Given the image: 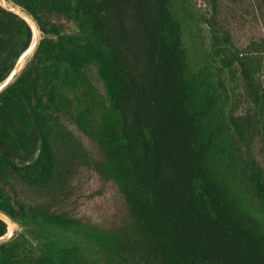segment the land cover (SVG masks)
<instances>
[{
    "label": "trees",
    "instance_id": "1",
    "mask_svg": "<svg viewBox=\"0 0 264 264\" xmlns=\"http://www.w3.org/2000/svg\"><path fill=\"white\" fill-rule=\"evenodd\" d=\"M9 1L0 84L36 49L0 91V213L51 244L0 264H264V0H207L194 58L172 0ZM109 187L102 224L79 204Z\"/></svg>",
    "mask_w": 264,
    "mask_h": 264
},
{
    "label": "rangeland",
    "instance_id": "2",
    "mask_svg": "<svg viewBox=\"0 0 264 264\" xmlns=\"http://www.w3.org/2000/svg\"><path fill=\"white\" fill-rule=\"evenodd\" d=\"M0 3L8 7L15 5L9 0H0ZM171 7L176 16L183 23L185 43L190 54L192 55V58H194V55L198 49L205 50V48L210 46V30L205 18L210 16L211 6L207 0H172ZM225 13H229V10H226ZM244 30L245 29H243V27L240 25L238 28V34H240L241 37L245 36ZM263 30L264 29H262V31ZM34 45L35 41L24 54L19 67L13 72V76L0 87V91L16 78L24 65L33 57L34 51L36 49V47L33 49ZM24 62L25 64L23 65ZM79 205L81 212L91 215L93 220L102 224H112L118 222L123 216V204L121 200L118 199L116 190L113 187H109L104 196L98 197L90 202L81 203ZM0 215L2 217H6L1 213ZM6 218L9 219L8 217ZM10 221L13 224L12 230L10 233H8V237L0 238V243L8 240L12 236L24 235L32 242L36 252L39 254L45 251L51 244L50 237L39 223L35 221H26L15 222L14 224L12 220Z\"/></svg>",
    "mask_w": 264,
    "mask_h": 264
},
{
    "label": "bare ground",
    "instance_id": "3",
    "mask_svg": "<svg viewBox=\"0 0 264 264\" xmlns=\"http://www.w3.org/2000/svg\"><path fill=\"white\" fill-rule=\"evenodd\" d=\"M10 7H12V6H10ZM12 8H14V9H16L15 7H12ZM17 10V9H16ZM17 11H19V10H17ZM22 15H23V13H22ZM29 22H30V20L25 16V15H23ZM31 23V22H30ZM33 26V25H32ZM34 29V28H33ZM34 41V40H33ZM33 43V42H32ZM24 56V55H23ZM23 58V57H22ZM22 60V59H21ZM21 62V61H20ZM20 64V63H19ZM19 64H18V66L16 67V69L19 67ZM16 69L14 70V71H16ZM7 81V80H6ZM5 81V82H6ZM5 82H3V83H1L0 84V87L5 83ZM5 220H6V222H7V224H8V233H10L11 232V230H12V227H13V224H12V222L9 220V219H7L6 217H3Z\"/></svg>",
    "mask_w": 264,
    "mask_h": 264
},
{
    "label": "water",
    "instance_id": "4",
    "mask_svg": "<svg viewBox=\"0 0 264 264\" xmlns=\"http://www.w3.org/2000/svg\"><path fill=\"white\" fill-rule=\"evenodd\" d=\"M13 72H14V70H13ZM13 72L11 73V75L6 79L7 81L13 76ZM6 81V82H7ZM5 82V81H4ZM0 217H2L1 215H0ZM3 218V217H2ZM4 219V218H3ZM5 220V219H4ZM6 221V220H5ZM9 236V234H8V231H7V233L6 234H4L3 236H1L0 238H4V237H8Z\"/></svg>",
    "mask_w": 264,
    "mask_h": 264
}]
</instances>
